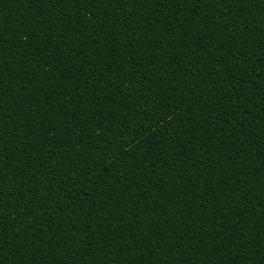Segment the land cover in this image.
I'll use <instances>...</instances> for the list:
<instances>
[{
	"label": "trees",
	"instance_id": "obj_1",
	"mask_svg": "<svg viewBox=\"0 0 264 264\" xmlns=\"http://www.w3.org/2000/svg\"><path fill=\"white\" fill-rule=\"evenodd\" d=\"M0 264H264V0H0Z\"/></svg>",
	"mask_w": 264,
	"mask_h": 264
}]
</instances>
